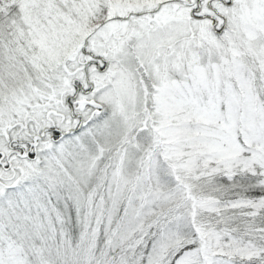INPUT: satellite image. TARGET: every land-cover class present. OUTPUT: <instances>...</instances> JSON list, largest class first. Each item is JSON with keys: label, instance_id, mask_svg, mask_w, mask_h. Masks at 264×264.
Segmentation results:
<instances>
[{"label": "snow or ice", "instance_id": "1", "mask_svg": "<svg viewBox=\"0 0 264 264\" xmlns=\"http://www.w3.org/2000/svg\"><path fill=\"white\" fill-rule=\"evenodd\" d=\"M0 264H264V0H0Z\"/></svg>", "mask_w": 264, "mask_h": 264}]
</instances>
